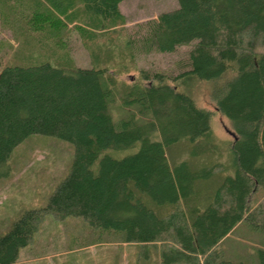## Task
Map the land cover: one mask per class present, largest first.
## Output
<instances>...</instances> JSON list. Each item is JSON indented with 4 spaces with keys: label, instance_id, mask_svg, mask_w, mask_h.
Returning a JSON list of instances; mask_svg holds the SVG:
<instances>
[{
    "label": "trees",
    "instance_id": "trees-1",
    "mask_svg": "<svg viewBox=\"0 0 264 264\" xmlns=\"http://www.w3.org/2000/svg\"><path fill=\"white\" fill-rule=\"evenodd\" d=\"M67 1L61 19L41 5L0 0V26L20 37L22 52L0 65V179L9 175L10 153L30 136L73 147L43 207L23 210L0 236V264H17L45 217L81 219L120 235L143 258L154 248L159 264H246L225 260L219 244L241 223L264 234V200L254 198L264 192V0H177L175 10L98 50L85 44L123 25L124 0ZM67 23L76 24L89 68L74 67L60 51ZM181 47L188 50L174 76L139 69L134 80L117 79L125 73L123 56L133 62ZM111 49L118 64H100ZM185 80L213 85L210 98L230 125L231 142L217 140L210 113L178 89ZM115 99L127 111L116 123L107 113ZM181 141L190 159L169 164L165 148ZM131 148L122 157L107 153ZM225 152L227 166L193 159ZM217 174L223 176L215 182ZM256 258L264 264V249Z\"/></svg>",
    "mask_w": 264,
    "mask_h": 264
},
{
    "label": "rangeland",
    "instance_id": "rangeland-1",
    "mask_svg": "<svg viewBox=\"0 0 264 264\" xmlns=\"http://www.w3.org/2000/svg\"><path fill=\"white\" fill-rule=\"evenodd\" d=\"M10 1L13 7L19 8L41 5L40 8L47 9L61 19L69 13L67 0L66 3L61 1L63 4H58L54 0ZM78 6L79 4L76 5V9H79ZM177 7V0H124L118 5L123 25L116 27L113 33L106 36H100L106 34L105 31L96 33L97 36L93 37L92 42L85 45L98 50L107 39H116L118 36L124 38L126 35L131 37L136 26L154 20L159 14L175 10ZM40 8L38 9L41 11ZM75 25L66 24L65 33L62 34L65 37V49L60 51L69 54L74 67L86 69L90 66L89 52L83 39L74 30ZM12 36L9 30L0 26V46L3 48L0 53V65H4V62L9 61L16 53H22L21 48L18 49L20 37L15 39ZM187 50V47H181L172 54H140L135 56V59L133 57V62H128L123 56L122 67L125 73L117 79L122 82L134 80L139 69L174 76L178 71L179 61L183 60ZM36 53L34 50L32 56L36 57ZM117 56L118 51L111 49L104 60L100 59V64L115 67L119 61ZM112 69L109 67V70ZM212 86L211 83L194 80H185L177 85L179 90L190 96L198 108L210 113L209 127L213 136L226 144L232 141V130L229 123L214 108L210 98ZM107 113L116 123L125 117L127 111L115 99L109 101ZM134 150L131 148L120 153L112 151L107 153L114 157H122L133 153ZM72 151V145L67 142L35 135L25 139L10 153L7 160L9 175L0 179V236L8 230L23 210L43 207L53 186L64 176L71 161ZM165 154L169 164L190 159L184 141L165 148ZM228 155V152H225L222 157L209 154L193 159L197 166L214 162H221L227 166ZM222 176L215 175L214 181L218 182ZM263 194L264 192L258 191L254 195L258 203L264 200ZM219 249L225 260L257 264L256 251L264 249V234L241 223L223 239ZM141 253L138 246L121 243L120 235L94 230L86 226L81 219L69 218L58 222L51 217H45L30 245L21 249L18 261L22 264H159L156 249L147 248L145 258Z\"/></svg>",
    "mask_w": 264,
    "mask_h": 264
},
{
    "label": "crops",
    "instance_id": "crops-1",
    "mask_svg": "<svg viewBox=\"0 0 264 264\" xmlns=\"http://www.w3.org/2000/svg\"><path fill=\"white\" fill-rule=\"evenodd\" d=\"M1 51H2V50H0V53H1ZM20 251H21V250H19V252H18V256H17V264H22V263H19V261H18V257H19Z\"/></svg>",
    "mask_w": 264,
    "mask_h": 264
}]
</instances>
